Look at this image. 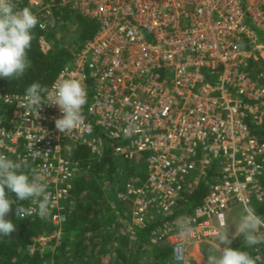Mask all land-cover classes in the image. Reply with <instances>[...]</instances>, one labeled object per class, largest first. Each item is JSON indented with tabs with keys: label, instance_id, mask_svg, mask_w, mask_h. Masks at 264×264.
I'll return each mask as SVG.
<instances>
[{
	"label": "built area",
	"instance_id": "1",
	"mask_svg": "<svg viewBox=\"0 0 264 264\" xmlns=\"http://www.w3.org/2000/svg\"><path fill=\"white\" fill-rule=\"evenodd\" d=\"M15 3L38 16L44 35L58 32L73 13L97 25L47 86L83 80L88 102L80 127L62 133L57 105L42 103L37 113L24 107L25 93L0 91V153L26 158L29 174H44L52 194L43 220L54 228L32 238L28 250L43 251L61 238L76 205L75 182L89 173L78 157L85 152L99 163L116 160L106 189L118 204L106 201L126 209L131 239L136 227L161 219L150 242L168 248L173 264H198L188 251L199 243L215 247L231 208L264 201V0ZM130 125L139 131L126 137ZM202 184V201L176 215L179 201ZM23 203L38 211V199ZM182 216L193 228L186 239L176 226ZM250 251L264 264V243Z\"/></svg>",
	"mask_w": 264,
	"mask_h": 264
},
{
	"label": "clouds",
	"instance_id": "2",
	"mask_svg": "<svg viewBox=\"0 0 264 264\" xmlns=\"http://www.w3.org/2000/svg\"><path fill=\"white\" fill-rule=\"evenodd\" d=\"M39 23L38 16L29 8H20L15 0H0V77L11 79L20 78L31 67L28 51L35 38L33 30ZM42 93L46 94L42 96ZM25 105L28 110L35 108L38 113L42 103L57 105L63 113L62 118L55 121L56 128L62 133H70L80 127L85 120L83 108L88 102L87 87L80 78H65L49 90L38 82H33L25 89ZM139 129L130 125L124 129L126 137H130ZM260 166H256L259 170ZM30 165L26 158L12 160L0 153V236L10 237L16 225L6 219L11 206L16 203L17 218L24 219L37 214L46 218L50 214L51 193L48 192L46 176L41 173L29 174ZM7 189V191H6ZM10 193H14V200ZM38 199V211L30 206H24L18 201ZM239 223L235 225V236L242 235L244 244L252 247L264 243V217L256 210L245 205ZM223 229L217 233L218 244L210 251L206 264H258L259 257H253L249 252L221 244L230 245L229 227L222 221ZM178 234L186 239L193 231L188 217H179L176 221ZM219 252V255L215 253Z\"/></svg>",
	"mask_w": 264,
	"mask_h": 264
},
{
	"label": "trees",
	"instance_id": "3",
	"mask_svg": "<svg viewBox=\"0 0 264 264\" xmlns=\"http://www.w3.org/2000/svg\"><path fill=\"white\" fill-rule=\"evenodd\" d=\"M78 22V34L75 44V52L71 54L72 45H56L53 48L44 50L40 43V35L42 34L35 27L33 30L35 38L32 41L31 49L28 51V58L31 61V67L26 69L25 73L20 78L7 79L0 77V91H13L25 93V89L33 82H38L42 86L47 87L55 78L61 67L67 63L74 54L79 50L83 43L93 37L97 25L92 20L82 17L78 14L75 15ZM53 34V33H52ZM77 42V43H76ZM69 45V46H68ZM2 108L0 106V114H2ZM109 151V145H106V153ZM78 157L83 163L90 164L89 174L86 178H81L75 182L74 196L76 198V205L70 213L67 214L66 222L63 224V234L59 245L55 250L50 252H40L38 249L29 252L28 246L33 243L32 238L41 234H48L53 230V225L48 220L40 218L33 219H19L16 214L17 204L14 203L11 206V211L6 215V219L11 220L16 229L10 234V237L0 236V264H47L53 262V264H76V255L73 258L68 259L66 257V251L72 248L73 251H84L88 242L86 241L87 232H93L99 227V217H101L103 210L95 208L91 203H86L79 196L89 193H97L100 197L114 200L115 205L118 204L114 198V193L109 192L102 183L111 186L112 175L114 174V166L116 160L113 157H108L102 162H96L95 160L86 159V153L79 154ZM7 191V189H6ZM207 189L202 184L198 189L188 192L184 199L179 201V209L176 210V215L188 213L192 207L199 204L202 201L203 196L206 194ZM14 200H17L14 193H10ZM110 197V198H109ZM18 203L25 204L23 201ZM258 215L264 217V201L261 203H253L252 206ZM119 214L125 216L126 209L117 206ZM110 209V208H108ZM106 209L105 211H109ZM161 219L146 225L144 228L136 227L135 239L138 240V247L135 248L133 258H128L123 252V248H115L117 258L121 260L123 264H139V254L142 249V243L147 242L150 231L161 223ZM126 236V235H125ZM124 238V237H123ZM127 239V236H126ZM87 243V244H86ZM89 244L94 245L91 241ZM233 249H241L251 254V247L245 244L235 248L233 243L229 245ZM228 246V247H229ZM96 245L93 246L92 250ZM156 250L160 247L155 246ZM160 250V249H159ZM163 251H166L164 249ZM155 264H158L155 262Z\"/></svg>",
	"mask_w": 264,
	"mask_h": 264
},
{
	"label": "rangeland",
	"instance_id": "4",
	"mask_svg": "<svg viewBox=\"0 0 264 264\" xmlns=\"http://www.w3.org/2000/svg\"><path fill=\"white\" fill-rule=\"evenodd\" d=\"M75 15L76 14L74 13L71 15H66V17L63 19L62 28L58 32L40 35V43L44 50L53 48L58 44H70L72 45L71 54L75 52V44L73 43L76 41L78 34V22ZM80 45L82 44L79 43L78 47ZM88 170H90V164ZM102 185L106 186L107 184L103 182ZM79 197L84 202L91 203L93 207L103 210L104 213H102L101 217H99L100 225L98 229L93 232H87L86 241L88 242V245L84 251H73L72 248H69V250L65 253L66 257L70 259L73 258L75 254H77L75 258L76 264H123L121 260L117 258L116 251L114 250L115 248L120 247L124 249L123 252L126 254V256L132 259L135 252L134 249L138 247V240L131 239L129 237L126 230L128 225L126 217L122 214L120 215L118 208H112L108 201H106V199L103 197H100L97 193H84V195ZM106 209L109 211H105ZM241 209L242 208L237 205L231 208L228 212V214L230 213L231 215L227 223V226L229 227V238L233 239V246L235 248L244 244V237L242 235H234L236 232L235 225L239 223L240 216L243 213V209ZM125 235L127 236V239ZM38 237L39 235L33 238L37 239ZM60 240L61 238L47 242L44 241L48 247H45L43 251H40V248L35 247V250L39 249L40 252H46L45 250H49L52 252L55 250L56 246L59 245ZM89 241L96 245L94 250H92L94 245L89 244ZM140 243L143 246L139 254V264H155V262L158 264H173L171 260V251H169L168 248L166 251H163L164 248H158L156 250L155 245L150 242L149 238L147 239V242ZM35 250H32L31 248L29 252L32 253ZM214 250L215 247L210 244L199 243L198 247H193L190 251H188V253L194 262L197 261L198 264H206L208 254L210 251ZM215 254L219 255V252H216ZM47 264H53V262L51 261Z\"/></svg>",
	"mask_w": 264,
	"mask_h": 264
}]
</instances>
